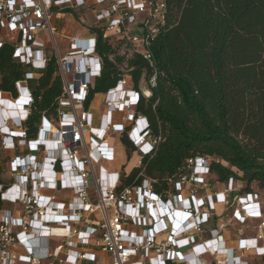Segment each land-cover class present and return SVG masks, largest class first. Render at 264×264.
Listing matches in <instances>:
<instances>
[{"label":"built area","instance_id":"1","mask_svg":"<svg viewBox=\"0 0 264 264\" xmlns=\"http://www.w3.org/2000/svg\"><path fill=\"white\" fill-rule=\"evenodd\" d=\"M53 8L91 10L95 29L120 46V55H140L154 68L138 89L126 74L103 94L104 114L98 123L86 107L89 90L102 72L97 35L72 39L62 55L52 24ZM165 13L163 0H0V29L6 32L4 39L0 37V49L5 43L14 44L13 59L28 70L16 83L17 97L0 92L1 146L26 150L10 162L11 182L0 185V201L21 208L20 217L10 209L0 215V264H11L12 245L24 249L25 255L19 257L24 264L95 263L96 255L84 252L93 241L109 257V264H196L205 255L212 256L214 264H248L243 259L251 251L264 257V247L259 246L264 242V211L257 194L231 201L240 189L230 180L221 193L197 198L194 188L206 187L211 178L209 158L187 160L166 199L155 192L156 180L145 178L144 172L138 176L143 178L141 184L122 189L123 171L100 167L96 173L100 162L115 161V149L107 141L110 133L127 134L141 159L158 144L136 108L156 86L152 45L163 32ZM51 56L62 94L56 115L42 114L36 135L30 137L26 127L34 104L30 83H36ZM116 114L125 115L122 123H116ZM44 191L68 192L71 198L60 201ZM219 203L234 207L232 219L241 225L259 222L258 236L241 240L236 252L223 246L218 230L200 242ZM52 238L59 239L54 247Z\"/></svg>","mask_w":264,"mask_h":264},{"label":"trees","instance_id":"2","mask_svg":"<svg viewBox=\"0 0 264 264\" xmlns=\"http://www.w3.org/2000/svg\"><path fill=\"white\" fill-rule=\"evenodd\" d=\"M163 2L165 26L152 45L156 86L136 108L158 144L140 166L122 173L119 188L141 184L138 176L144 172L166 199L187 160L206 157L214 158L210 171L216 183L233 180L241 185L240 195L250 193L253 183L264 190V0ZM93 33L103 64L89 90L87 108L124 75L132 76L138 89L142 78L148 80L154 72L144 57L122 56L120 46L104 39L101 30ZM14 51L10 43L0 49V92L15 98L16 83L28 70L13 59ZM61 94L51 56L33 87L34 104L26 122L30 137L36 135L42 114L56 115ZM120 140L130 160L137 150L127 134Z\"/></svg>","mask_w":264,"mask_h":264},{"label":"crops","instance_id":"3","mask_svg":"<svg viewBox=\"0 0 264 264\" xmlns=\"http://www.w3.org/2000/svg\"><path fill=\"white\" fill-rule=\"evenodd\" d=\"M52 24L56 28V41L57 44L60 43L61 49L59 47L60 53L65 54L68 51L69 43L74 38L79 39H88L92 36L93 30L95 29V19H94V13L89 9H70L68 12L61 11L60 9H56V11L53 12L52 16ZM41 39H43L47 45H49V41L46 35L41 34ZM96 95L90 105V111L93 113L94 117L96 118V122H99V118L101 116L96 115L95 113V106H99L98 100H96ZM6 112V111H5ZM1 114V113H0ZM104 114V113H103ZM125 117V115H124ZM123 117V118H124ZM116 123H122V122H116ZM123 147V146H122ZM124 149V147H123ZM26 153V150H16V151H9L4 150L1 146V140H0V185L2 184H9L11 182V174L9 171L10 162L16 158L24 155ZM125 157L127 158L126 151L124 149ZM115 158H116V152H115ZM131 159H134L135 165L133 168L126 172L127 174L130 173L135 167L138 166V162L141 160L140 156H138L137 153H135ZM130 159V160H131ZM125 170V168H123ZM47 173V172H46ZM215 181L211 182V184H214ZM217 186H222V189L219 188L216 189ZM237 187H241L239 184H236ZM225 188V185L222 184H216L215 187L208 188L206 190H203L197 198H207L210 195L221 193ZM215 189V192H213ZM252 194H257L259 196V203L264 211V190H261L257 188V185L254 187L252 186L251 192ZM43 194L45 195H53L57 200L60 201H70L71 195L68 192H48L44 191ZM249 194V193H246ZM241 196L239 193L233 194L231 201L235 197ZM184 198H188V195H184ZM0 215L2 213L3 209H10L15 213L16 217L21 216V208L19 206H11L6 203H2L0 201ZM234 207H227L224 204H217L215 206V212H213L211 216L210 223L205 228V233L201 236V241H208L210 237V232L212 230H218L219 235L221 236V241L224 243V247L226 249L238 250L240 241L243 239H251L258 236L259 232L256 229V226L259 224L257 221H250L247 225H241L234 221L232 219V213H233ZM97 219L99 217L97 216ZM59 242L58 238H52L50 239V247H54ZM96 241H93L92 245L88 247L87 249H84V252H90L96 255V262H80V264H109L110 260L109 257L101 251V249L98 247ZM222 246V247H223ZM260 247H264V242H259ZM241 249V248H240ZM9 251L11 255L14 257V259L11 261V264H24L19 261V257L25 255V251L22 247L19 245H12L9 248ZM193 258V257H192ZM195 258V257H194ZM243 261L247 262L248 264H264V257H258L256 255L255 251H251L249 253H245V257ZM184 264V263H183ZM187 264V263H186ZM192 264H195L192 263ZM196 264H214V259L210 255H205L202 258L199 259V261H196Z\"/></svg>","mask_w":264,"mask_h":264},{"label":"rangeland","instance_id":"4","mask_svg":"<svg viewBox=\"0 0 264 264\" xmlns=\"http://www.w3.org/2000/svg\"><path fill=\"white\" fill-rule=\"evenodd\" d=\"M5 34H6V32L2 31L0 29V37H2V39L5 38ZM58 46L61 49L60 43H58ZM61 54L63 55V53H61ZM34 86H35V82H31L30 87L33 88ZM96 100H98L99 106H95V113H96V115L101 116L104 113V96L98 95L96 97ZM123 117H124V114H116L114 120L116 122H122ZM95 126H98V124L96 123ZM120 137H121L120 134H111V133L109 134L107 141H108L110 146L114 147L115 152H116V158H115V161L112 163L102 161V162H100L99 165H96L95 170H96L97 174H99V168L100 167H104L108 172L122 173V171H123L126 173V172H129L133 168V166L136 164L134 159L128 160V158L125 157V153H124V149L122 147L123 145L121 143ZM139 155L140 154H138V156ZM213 159L214 158L209 159V160L212 161ZM123 168H125V170ZM214 180H215V178H213V177L209 178L208 184L206 187H195L194 188L195 191H197L198 194H200L201 192H203V190H206V189L211 188V187H215V185L218 183L214 182V184L213 183L211 184V182H213ZM255 185H257V184L253 183L251 185V188H252V186L254 187ZM219 188L222 189V186L216 187V189H218V190H219ZM257 188H258V186H257ZM213 192H215V189ZM101 264H104V263H101Z\"/></svg>","mask_w":264,"mask_h":264},{"label":"water","instance_id":"5","mask_svg":"<svg viewBox=\"0 0 264 264\" xmlns=\"http://www.w3.org/2000/svg\"><path fill=\"white\" fill-rule=\"evenodd\" d=\"M150 97L152 96V93L150 92V95H149Z\"/></svg>","mask_w":264,"mask_h":264}]
</instances>
